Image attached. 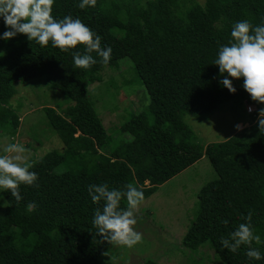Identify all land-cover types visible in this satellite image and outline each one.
I'll list each match as a JSON object with an SVG mask.
<instances>
[{"label":"trees","instance_id":"1","mask_svg":"<svg viewBox=\"0 0 264 264\" xmlns=\"http://www.w3.org/2000/svg\"><path fill=\"white\" fill-rule=\"evenodd\" d=\"M51 14L80 18L101 36L102 47L112 48L111 59L105 65L93 52L97 63L84 69L72 57L83 53L82 45L65 52L24 34L0 40V126L9 125L10 136L19 127V116L9 106L14 84L44 78L70 101L61 112L43 108L62 147L30 162L38 187L21 184L19 202L2 193L0 264H106L116 251L92 224L94 209L103 202L91 201L88 185L123 189L132 184L147 199L203 157L216 176L199 189L194 217L179 245L193 252V264H249L247 246L233 253L220 239L250 215L264 241V133L257 126L264 104L253 101L239 79H233L236 92L230 93L213 63L220 46L232 39L234 23L264 21V0H96L95 7L84 9L79 0H54ZM122 61L132 65L150 102L149 109L120 125L118 131L128 139L114 141L88 85L100 82L107 70L120 69ZM228 101L253 105V113L246 112L251 124L224 141H197L184 116H207ZM120 207H128L126 199ZM251 246L264 254V244ZM251 264H264V259Z\"/></svg>","mask_w":264,"mask_h":264},{"label":"rangeland","instance_id":"2","mask_svg":"<svg viewBox=\"0 0 264 264\" xmlns=\"http://www.w3.org/2000/svg\"><path fill=\"white\" fill-rule=\"evenodd\" d=\"M121 63L124 66L120 69L107 70L100 82L88 85L94 108L114 141L128 139L126 134L118 131L120 125L132 114L149 109L150 102L132 65L124 61ZM238 81L242 83L243 78ZM13 87L15 94L10 98L9 106L19 116V127L10 136L9 125L0 126V154H4L3 148L8 144L19 143L25 147L24 155L30 163L62 147V141L49 126L43 108L50 106L61 112L70 101L59 91L50 88L44 78L14 84ZM249 107L254 109V106ZM245 108L246 105L228 101L207 116L198 118L186 115L184 121L200 143L220 142L238 132L234 128L236 123L240 122L243 128L251 124ZM215 176L209 161L203 157L158 186L138 206L137 218L144 212L148 213L140 217L135 226L142 234V240L132 248L113 242L112 248L116 253L104 259L105 263L146 264L149 259L154 264H193V252L183 251L179 244L194 217L199 189ZM5 206V200H0V214Z\"/></svg>","mask_w":264,"mask_h":264},{"label":"clouds","instance_id":"3","mask_svg":"<svg viewBox=\"0 0 264 264\" xmlns=\"http://www.w3.org/2000/svg\"><path fill=\"white\" fill-rule=\"evenodd\" d=\"M54 0H0V20L3 21L5 31L0 33V40H9L18 34H24L29 41H35L41 46L49 42L53 47L62 51H69L77 45L83 46V53H72L76 67L87 69L97 63L107 65L111 59L112 48L101 46V36L84 24L80 18L64 16L62 19L53 17L52 5ZM96 0H79V7H95ZM232 39L221 45L214 65L218 66L221 75L220 84L230 93H235L233 79L243 78V88L250 98L264 104V21L259 25H252L247 20L234 23L231 29ZM245 111L253 113V105L245 104ZM257 126L260 133H264V108L258 110ZM236 131H242L241 124L234 125ZM25 147L19 143H10L0 154V200L2 193L9 192L17 202L23 197L20 185L37 186L38 176L30 171L31 163L24 155ZM88 195L95 204L103 202L101 207L94 209L92 224L97 234L107 242L132 248L142 240V234L136 230L138 206L145 197L141 190L132 184L123 189L110 188L107 183L90 184ZM126 199L127 208L120 207L121 200ZM35 203L27 205L29 210L35 208ZM227 238L221 237V245L235 253L241 245L247 246L245 255L249 264L252 261L264 259L259 248L252 247V242L264 244L261 237L255 233L251 223V216L244 217ZM223 223L227 224V220Z\"/></svg>","mask_w":264,"mask_h":264}]
</instances>
